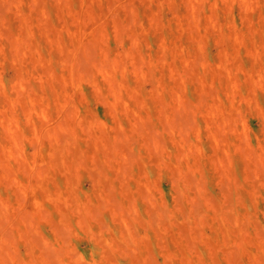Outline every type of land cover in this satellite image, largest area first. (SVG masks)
Returning a JSON list of instances; mask_svg holds the SVG:
<instances>
[{
    "label": "rangeland",
    "instance_id": "rangeland-1",
    "mask_svg": "<svg viewBox=\"0 0 264 264\" xmlns=\"http://www.w3.org/2000/svg\"><path fill=\"white\" fill-rule=\"evenodd\" d=\"M0 264H264V0H0Z\"/></svg>",
    "mask_w": 264,
    "mask_h": 264
}]
</instances>
